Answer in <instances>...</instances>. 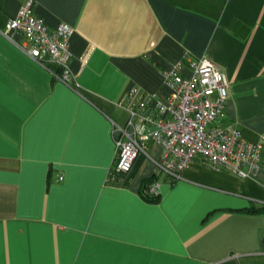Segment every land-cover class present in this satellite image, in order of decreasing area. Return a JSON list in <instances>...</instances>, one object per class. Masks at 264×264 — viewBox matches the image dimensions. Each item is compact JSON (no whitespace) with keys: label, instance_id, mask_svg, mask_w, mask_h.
Returning a JSON list of instances; mask_svg holds the SVG:
<instances>
[{"label":"crops","instance_id":"0c3cea01","mask_svg":"<svg viewBox=\"0 0 264 264\" xmlns=\"http://www.w3.org/2000/svg\"><path fill=\"white\" fill-rule=\"evenodd\" d=\"M25 1L0 0V30ZM33 2L48 28H73L78 86L0 34V264H264V163L239 179L197 157L169 182L155 176L151 142V159L109 176L123 96L164 98L161 72L184 55L226 75L222 125L261 144L264 162V0ZM151 177L155 202L141 195Z\"/></svg>","mask_w":264,"mask_h":264},{"label":"built area","instance_id":"2783aa9c","mask_svg":"<svg viewBox=\"0 0 264 264\" xmlns=\"http://www.w3.org/2000/svg\"><path fill=\"white\" fill-rule=\"evenodd\" d=\"M34 5L33 0H26L0 34L47 70L54 80L77 87L70 69L73 28L65 23L48 28L35 14ZM15 35L20 37L19 41L14 39ZM87 54L80 58L83 65ZM185 64L189 76L181 73ZM161 76L168 88L164 98L132 88L120 101L118 106L126 112L127 119L123 125L113 122L115 158L109 176L130 174L140 156L151 159L147 153L151 142L161 149L160 157L151 159L155 176L162 175L169 182L179 180L197 157L214 171H226L239 179L255 176L264 163L263 146L243 139L236 126L222 125L229 88L226 75L206 58L184 55ZM157 187V182H152L143 195L156 197Z\"/></svg>","mask_w":264,"mask_h":264},{"label":"trees","instance_id":"16d2710c","mask_svg":"<svg viewBox=\"0 0 264 264\" xmlns=\"http://www.w3.org/2000/svg\"><path fill=\"white\" fill-rule=\"evenodd\" d=\"M155 181V178L154 177H151V179H148L146 181L143 182V185H142V189H141V195L142 197L146 200V201H149V202H155L157 200V196L154 197V198H148L146 196L143 195V191L144 189L149 185L151 184L152 182Z\"/></svg>","mask_w":264,"mask_h":264},{"label":"water","instance_id":"95a60500","mask_svg":"<svg viewBox=\"0 0 264 264\" xmlns=\"http://www.w3.org/2000/svg\"><path fill=\"white\" fill-rule=\"evenodd\" d=\"M153 130V129H152Z\"/></svg>","mask_w":264,"mask_h":264}]
</instances>
